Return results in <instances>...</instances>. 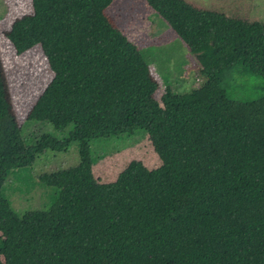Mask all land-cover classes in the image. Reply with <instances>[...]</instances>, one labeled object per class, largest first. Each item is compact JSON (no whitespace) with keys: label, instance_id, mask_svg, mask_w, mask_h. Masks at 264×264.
I'll return each instance as SVG.
<instances>
[{"label":"trees","instance_id":"trees-1","mask_svg":"<svg viewBox=\"0 0 264 264\" xmlns=\"http://www.w3.org/2000/svg\"><path fill=\"white\" fill-rule=\"evenodd\" d=\"M111 1L30 0L5 33L16 54H44L51 78L24 120L56 135L21 134L0 63V264H264V24L145 0L204 78L185 92L167 84L156 98L147 60L106 15ZM254 74L261 96L228 95ZM137 129L159 166L131 162L95 182L103 152L93 155L91 141ZM74 141L75 165L36 175L55 190L50 204L21 210L12 173ZM30 198L39 203L36 190Z\"/></svg>","mask_w":264,"mask_h":264},{"label":"rangeland","instance_id":"rangeland-1","mask_svg":"<svg viewBox=\"0 0 264 264\" xmlns=\"http://www.w3.org/2000/svg\"><path fill=\"white\" fill-rule=\"evenodd\" d=\"M183 1L197 9L212 10L230 17L260 21L264 24V0ZM29 10L30 0H0V63L10 109L20 125L21 134L28 142H32L36 135L43 132L56 135L55 130L46 122L32 124L24 120L35 99L48 84L51 71L39 46L16 54L5 36L11 22ZM105 12L109 21L139 48L147 60L150 72L157 83L156 98L160 97L167 84L177 92L189 91L201 85L204 78L199 72L195 56L172 28L150 9L145 0H112ZM248 84L244 88L235 87L232 89L234 91L228 90V95L234 99L247 100L263 94V81L260 75L250 76ZM139 132L137 129L131 134L96 138L91 141L93 155L103 152V157L91 169L95 182L113 181L131 162L139 164L144 170L159 166L160 159L147 134L139 135ZM77 161L75 141L65 150L47 149L32 165L21 167L12 173L16 180L9 194H15L21 210L46 207L53 200L55 190L52 186L36 180V175L73 166ZM12 174L7 177L8 183L14 179ZM17 185L20 186V192L15 189ZM35 190L39 194L38 204L32 203L30 198ZM4 193L8 197L6 187ZM181 196L175 200L180 208L184 203V195Z\"/></svg>","mask_w":264,"mask_h":264},{"label":"crops","instance_id":"crops-1","mask_svg":"<svg viewBox=\"0 0 264 264\" xmlns=\"http://www.w3.org/2000/svg\"><path fill=\"white\" fill-rule=\"evenodd\" d=\"M180 86H181V85H180ZM180 86H179V87H180ZM171 88H173V87H171Z\"/></svg>","mask_w":264,"mask_h":264}]
</instances>
